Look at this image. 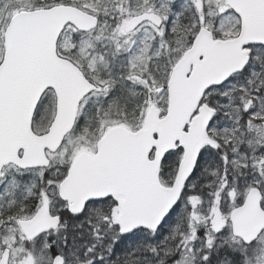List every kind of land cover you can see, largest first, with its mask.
<instances>
[{
	"label": "snow or ice",
	"instance_id": "1",
	"mask_svg": "<svg viewBox=\"0 0 264 264\" xmlns=\"http://www.w3.org/2000/svg\"><path fill=\"white\" fill-rule=\"evenodd\" d=\"M0 264H264V0H0Z\"/></svg>",
	"mask_w": 264,
	"mask_h": 264
}]
</instances>
